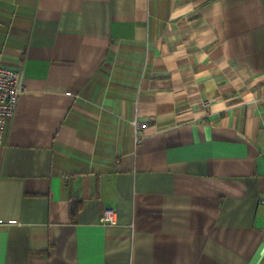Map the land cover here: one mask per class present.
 Returning <instances> with one entry per match:
<instances>
[{"label":"crops","instance_id":"0c3cea01","mask_svg":"<svg viewBox=\"0 0 264 264\" xmlns=\"http://www.w3.org/2000/svg\"><path fill=\"white\" fill-rule=\"evenodd\" d=\"M0 55V264H264V0H0Z\"/></svg>","mask_w":264,"mask_h":264},{"label":"built area","instance_id":"2783aa9c","mask_svg":"<svg viewBox=\"0 0 264 264\" xmlns=\"http://www.w3.org/2000/svg\"><path fill=\"white\" fill-rule=\"evenodd\" d=\"M21 75L20 69H11L3 66L0 55V143L5 130L6 121L13 115L17 100L23 92ZM145 127L146 124L143 126L137 125V130L142 131ZM261 154L264 158V150ZM261 206L264 208V200L261 201ZM100 221L108 225L117 223L115 213L111 210L103 211Z\"/></svg>","mask_w":264,"mask_h":264},{"label":"trees","instance_id":"16d2710c","mask_svg":"<svg viewBox=\"0 0 264 264\" xmlns=\"http://www.w3.org/2000/svg\"><path fill=\"white\" fill-rule=\"evenodd\" d=\"M79 211V206L76 203H71L69 207V216L72 221H75Z\"/></svg>","mask_w":264,"mask_h":264}]
</instances>
